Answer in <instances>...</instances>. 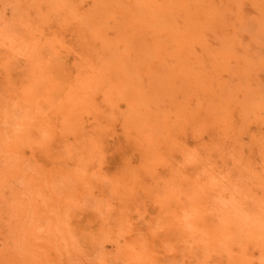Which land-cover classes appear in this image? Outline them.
<instances>
[{"label":"rangeland","instance_id":"rangeland-1","mask_svg":"<svg viewBox=\"0 0 264 264\" xmlns=\"http://www.w3.org/2000/svg\"><path fill=\"white\" fill-rule=\"evenodd\" d=\"M0 264H264V0H0Z\"/></svg>","mask_w":264,"mask_h":264}]
</instances>
